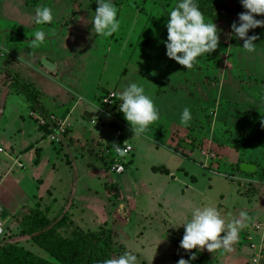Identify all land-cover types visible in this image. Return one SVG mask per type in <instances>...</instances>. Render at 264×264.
<instances>
[{"label": "rangeland", "instance_id": "rangeland-1", "mask_svg": "<svg viewBox=\"0 0 264 264\" xmlns=\"http://www.w3.org/2000/svg\"><path fill=\"white\" fill-rule=\"evenodd\" d=\"M113 2L120 28L110 37H102L92 30L96 0H0V92L10 91L0 96V134L5 132V139L16 141V153L26 148L25 144L34 146L25 152L26 159L37 158L36 147L43 150L42 162L21 172L25 177L21 190L29 192L26 196L35 203L34 191L39 189L30 185L31 174L39 171L45 175L55 166L66 186L70 184L78 195L86 193L93 199L85 209L79 206L70 211L72 214L60 211L50 215L48 211L50 220L67 216L71 221L59 231L62 236H69L74 227L95 231L110 243L112 259L129 252L137 256V264L187 260L197 249L180 248L184 234L181 225L196 208L215 206L225 221L226 232L244 212L251 221L239 232L233 251H197L213 264H264V252L251 251V246L259 243L264 247V237L261 241L251 238L254 230L260 232L256 229L260 228V214H255L256 207L251 204H264V27L249 31V36L258 37V44L254 53H247L241 48L243 42L236 47L230 44L231 25L238 24V14L245 11L241 0H196L206 22L212 21L218 28V47L198 57L191 69L177 63L167 69L163 68L167 13L179 0ZM41 6L53 9L51 24L33 22L34 10ZM38 30L45 31L46 39L36 46L32 41ZM41 54L64 67L42 86L40 75L22 80L44 92L48 111L58 110L67 94L73 97L65 106L75 109L70 118L73 137L78 140L69 147L78 154L76 166L66 164L72 158L62 146L41 134L28 117L30 108L24 95L10 87L15 75L6 71L3 59L32 64L36 61L32 56ZM43 60L50 61L42 59V64ZM35 67L40 69L38 64ZM130 83L142 86L159 111V119L140 136L119 112L120 99L106 95L103 100L111 103L105 105L97 96L103 89L116 90L119 97ZM186 107L192 119L183 125L180 118ZM86 114L92 121L85 119ZM113 144H127L132 149L122 159L126 165L122 174L107 167L108 160H117ZM241 162H251L257 172L249 176L238 173L236 167ZM6 165L0 155V166ZM1 171L5 172L3 168ZM187 199L190 203H185ZM193 203L197 205L193 207ZM24 216L16 215L17 227L8 228L10 235L5 234L0 247L15 244L53 262L28 237L20 236L18 221Z\"/></svg>", "mask_w": 264, "mask_h": 264}, {"label": "clouds", "instance_id": "clouds-1", "mask_svg": "<svg viewBox=\"0 0 264 264\" xmlns=\"http://www.w3.org/2000/svg\"><path fill=\"white\" fill-rule=\"evenodd\" d=\"M97 8L92 18V30L96 35L110 37L120 28L118 9L113 0H96ZM244 12L238 14V24L233 22L231 30L235 37L243 41L242 49L247 53L256 51V35L249 36L250 30L264 27V0H241ZM166 23L167 40L165 42L166 56L174 60L184 69H191L198 57L214 52L219 44V31L215 23L206 22L203 12L196 0H179L170 12ZM54 21L53 9L47 6L37 7L34 10L33 22L36 25L51 24ZM46 39V33L38 30L34 34L32 43L36 46ZM119 99V112L125 121L131 126L134 134H144L149 126L159 119V111L153 100L145 94V89L137 83L128 84L121 92ZM98 110V109H97ZM96 110V111H97ZM192 119L190 110L184 108L180 123L187 125ZM115 152L125 156L123 147L112 145ZM251 217L241 212L240 218L232 221L225 230V221L220 212L213 205L199 207L193 210L191 218L183 223L184 234L180 242V248L184 250L206 248L209 252L223 249L226 252L233 251V244L238 240L239 232L247 226ZM6 220H0V232ZM192 255L189 260L180 259L177 264H190L195 260ZM103 264H137V256L129 252L114 258L106 259Z\"/></svg>", "mask_w": 264, "mask_h": 264}, {"label": "crops", "instance_id": "crops-1", "mask_svg": "<svg viewBox=\"0 0 264 264\" xmlns=\"http://www.w3.org/2000/svg\"><path fill=\"white\" fill-rule=\"evenodd\" d=\"M145 8H146V11L149 12L147 7ZM42 55L43 54H41L40 56L39 55L32 56L31 60L33 59L36 60V61H33L32 63L33 65L30 63L22 64L20 62H17L16 59L14 60L12 59V61L8 59H3V62L5 63L4 67L5 69L7 68L6 71H9V73H13L15 75L14 77H12L15 79L13 80L12 85L10 87L12 91L15 90L17 93H20V92L16 90V87L17 86L23 87L33 96L34 102L36 104L35 107H33L31 103L26 100L25 96L23 97L25 101L27 102V107L30 108L28 117L30 118V120H32L37 125L38 130L41 132V134H43V136L48 137L50 139L52 144L57 143L60 146H62L61 150L63 149L66 150V153L68 154V158L69 157L72 158L71 161L67 159L68 161L66 162V164H69V165L72 164L76 166V161H77L76 157L78 156V154L74 152L72 148L69 147L73 140H78L73 137V124L70 118V116L72 115V112L75 109L73 108V110H71V108L69 109L68 106L67 107L65 106L69 103V101L73 100V97H69V95L67 94L64 98H62V101L60 102L58 106V110L52 109V111H48V109L46 108V106H44V103H43V97L45 95L44 92H42L41 90H38L37 87H35L33 83L22 80L25 77H30L31 75H35V76L40 75L41 77H43V78H40V81L42 82L39 81L41 83L40 86H42L43 82L46 84L47 81L50 82L51 78L57 75L59 71V67L61 69L64 67V64L58 65L57 62L51 61L50 59L46 58L45 55L41 57ZM13 56H15V54H13ZM42 59H46L48 61L50 60L49 62L51 65L54 66V70L51 71L50 69L46 68L41 63ZM169 59L170 58L166 57V62H164L163 68L167 67ZM35 64L36 65L38 64L40 66V69L35 67ZM14 67L15 69L17 68L15 71H13ZM8 94H10L9 90H6L5 92H0L1 98L4 97L5 95L7 96ZM103 95H108L110 98L116 97L117 99H119L116 90L106 91V90L100 89V93L97 95L98 98L102 97ZM106 108L104 107V109ZM60 110H63V111H60ZM85 119L92 121V117L88 119L85 116ZM51 120H53L55 123L60 122L66 128L65 133L59 137V140H58L59 142H56L55 141L56 139L55 140L51 139L54 136L53 132L51 133L47 132L46 125ZM3 136L5 137V132H2V134H0V140L1 139L4 140L3 142L0 141V149H2L3 151L2 153H0V155H2L6 159V162L9 165L8 167L7 165L5 167L0 166V220L7 221L3 225V231L0 232V238L5 234L10 235L8 232V228H10L9 230H14L12 228L17 227L18 217H16V215L24 216L26 213H29L30 210L35 209L37 206L40 208V210L48 209L50 215L53 213L57 214L60 211H62L63 214L65 215L79 206H82L85 209L90 202L89 200H93L89 195H86V193L78 195L77 192L74 191V189L70 188V184L66 186L65 181H62L59 175H57V169L54 166L53 170L48 172L45 175H43V173L39 171H36L35 174H31L32 181L30 185L33 184L39 190L34 191L35 192L34 197L36 199V202L33 204L30 203V200L28 198L29 196L28 197L26 196V194L30 195V193L29 192L26 193L25 191L21 190V188H24V186L22 185L24 184V181H25V177L21 172L25 170L27 171L30 167H31V170L34 168V166L37 167L40 164V162H42L41 160L43 157L42 156L43 150L40 147H36L35 154L37 155V158L34 161H32L31 158L26 159L27 154L25 152L33 149L34 146L25 144L26 148H22L18 150L16 153V151L13 149V145H17L16 141L12 140L11 138L5 139ZM79 140L81 141V139ZM78 144L79 143H77V145ZM79 154H80L79 157H81L82 159L83 155H81V153ZM88 164L90 165L91 163H88ZM2 168L5 170V172L1 171ZM40 170H42L41 166H40ZM99 176H101V174L98 171L97 177ZM4 186H5V189H4ZM189 190L192 191V188H190ZM94 193L96 192L94 191ZM99 194L101 195V192H99ZM185 203H190V199H187ZM192 205L194 207V205H197V204L193 203ZM252 205L256 207L254 209L255 214H260L257 219L259 223L258 225L260 227L264 226V216H263L264 215V204L262 203L260 204L259 202V205H256L255 203L252 202L251 206ZM119 207L120 208L123 207L122 203H120ZM70 214L72 213L70 212ZM254 219L255 217H253V220ZM261 230L262 229L258 230L260 232H256L255 230L254 231L252 230L253 233L251 234V238L254 239L255 241H261L264 237L261 233ZM261 242H264V241H261ZM255 246L256 247L251 251H254L256 253V251H258L260 247V243L256 244ZM261 249L264 252V247H261Z\"/></svg>", "mask_w": 264, "mask_h": 264}, {"label": "trees", "instance_id": "trees-1", "mask_svg": "<svg viewBox=\"0 0 264 264\" xmlns=\"http://www.w3.org/2000/svg\"><path fill=\"white\" fill-rule=\"evenodd\" d=\"M242 42L231 32L230 44L233 47L239 46ZM174 63H176L174 60L169 59L166 68L169 69ZM16 90L23 94L33 107L36 106L33 96L25 88L17 86ZM105 96L103 95L99 98V103ZM52 125L51 123L46 125L47 132L51 133L53 131ZM179 144L180 147H185L183 143ZM100 156L107 160L102 154ZM113 163L112 159L108 160L107 167L111 168ZM242 163L253 165L251 162L238 163L237 172L241 174H244L239 171V166ZM123 166L124 168L126 167L125 164ZM155 170L161 171L162 169L156 168ZM48 211L47 209L40 210L37 206L35 209L30 210L28 215L20 219L18 225L21 228L20 236L28 237L33 244L45 251L53 262L39 257L18 245L4 244L0 247V264H103L104 260L112 259L110 243L101 238L99 234L95 231L84 232L80 228L74 227L73 233L69 236H62L59 231L67 228L71 221H69L67 216L62 217L60 220L58 218L50 220L47 217ZM4 236L0 238V241ZM192 255H195L196 258L191 260L190 264H213L206 254L197 250L189 253L187 260Z\"/></svg>", "mask_w": 264, "mask_h": 264}, {"label": "built area", "instance_id": "built-area-1", "mask_svg": "<svg viewBox=\"0 0 264 264\" xmlns=\"http://www.w3.org/2000/svg\"><path fill=\"white\" fill-rule=\"evenodd\" d=\"M110 101H108V100H103V104H105V105H110ZM49 123H51V124H53L52 125V132H53V134H54V136L51 138L52 140H55L56 142H59L58 140H59V137L61 136V135H63L64 133H65V127L63 126V124H61L60 122H58V123H55L53 120H51ZM57 137V138H56ZM118 147H123L124 148V150H125V156H127V155H129L131 152H132V149H131V147L130 146H128L127 144H122V145H120V146H118ZM3 151H2V149H0V153H2ZM114 153H115V158H117V160H114V158H112V160H113V164H111V168H110V170L113 172V173H116V174H122L124 171H125V168H124V166H123V163H122V159L125 157V156H123V157H120L115 151H114ZM257 230H260L261 229V227L259 228V227H257L256 228ZM256 246H251V248L252 249H254ZM259 250H261L262 251V249L259 247V249H258V251Z\"/></svg>", "mask_w": 264, "mask_h": 264}, {"label": "water", "instance_id": "water-1", "mask_svg": "<svg viewBox=\"0 0 264 264\" xmlns=\"http://www.w3.org/2000/svg\"><path fill=\"white\" fill-rule=\"evenodd\" d=\"M43 65L50 69L51 71L54 70V66L51 65L50 63H48L47 61L43 60ZM88 119H90L91 117L88 115H85ZM239 171L247 174V175H253L256 172V167L254 165L248 164V163H242L239 166Z\"/></svg>", "mask_w": 264, "mask_h": 264}]
</instances>
